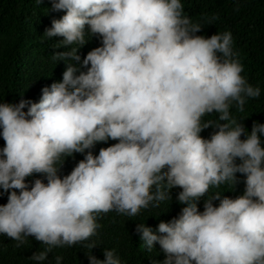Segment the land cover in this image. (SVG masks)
<instances>
[{
    "label": "clouds",
    "instance_id": "9594fccd",
    "mask_svg": "<svg viewBox=\"0 0 264 264\" xmlns=\"http://www.w3.org/2000/svg\"><path fill=\"white\" fill-rule=\"evenodd\" d=\"M50 8L64 13L43 33L61 38L52 60L64 62L62 79L36 102H0V234L17 248L29 236L46 245L30 257L36 264L75 244L89 249V264H122L115 250L104 249L103 260L92 254L98 216L134 217L171 201L178 187L176 217L155 231L135 227L145 251L158 243L165 254L153 264H264V123L249 132L231 111L243 112L261 89L241 75L231 32L197 35L202 26L181 0H50ZM93 36L101 45L81 58ZM109 139L118 142L85 152ZM73 153L83 159L61 177ZM237 173L241 195L210 192L232 189ZM33 174L44 180L29 186Z\"/></svg>",
    "mask_w": 264,
    "mask_h": 264
},
{
    "label": "trees",
    "instance_id": "16d2710c",
    "mask_svg": "<svg viewBox=\"0 0 264 264\" xmlns=\"http://www.w3.org/2000/svg\"><path fill=\"white\" fill-rule=\"evenodd\" d=\"M181 3L184 14L202 26L197 35L207 37L215 32H231L233 51L243 65L241 75L261 89L259 97L248 99L243 112H238L235 107L231 109L233 115L242 119L240 122L250 132L253 121L264 123V0H181ZM63 14L62 11L51 10L50 0H43L41 5H37L35 0H0V102L16 103L22 98L36 102L41 96L42 87L62 79L64 62L58 61L55 64L52 60L54 51L64 50L58 48L61 38L48 39L43 33L51 26L53 18L58 19ZM213 17L216 19L212 20ZM100 45L101 39L93 36L79 50L81 58L93 47ZM204 119H215V114ZM214 130L212 127L206 128L200 135L209 138ZM241 138H244L243 134ZM261 139L264 147V137ZM116 142L111 139L98 142L85 152L90 150L93 155H97L100 148ZM4 143L0 136V149ZM83 156L82 153H73L65 157L58 175L62 177L69 174ZM236 176L237 182L232 189L228 185H221L220 188L210 189V192H223L222 196L231 198L241 195L245 188L244 177L240 173ZM36 178L44 180L42 174H33L25 179L30 186ZM179 191L181 189L178 187L171 189V201L162 202L158 208L141 209L134 217L114 211L101 213L97 218L100 225L97 234L90 238L97 243L91 249L92 254L103 260L104 249H110L115 250L122 264L162 262L165 254L159 244H154L151 252L145 251L135 227L137 223L144 222L155 231L160 221L167 222L176 217L183 207L176 200ZM6 202L7 193L0 189V205ZM213 203L218 205L219 201ZM198 209L203 211V199L198 203ZM15 245V240L0 234V264H36L30 257L46 247L32 236L28 237L22 247L17 248ZM88 251L83 244L54 248L47 254L43 264H55L57 255L63 257L61 264H89L86 256Z\"/></svg>",
    "mask_w": 264,
    "mask_h": 264
}]
</instances>
